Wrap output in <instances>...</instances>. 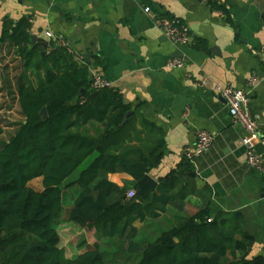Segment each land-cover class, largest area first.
I'll list each match as a JSON object with an SVG mask.
<instances>
[{"label": "trees", "instance_id": "16d2710c", "mask_svg": "<svg viewBox=\"0 0 264 264\" xmlns=\"http://www.w3.org/2000/svg\"><path fill=\"white\" fill-rule=\"evenodd\" d=\"M207 2L223 8L217 0ZM30 26L25 17L5 18L1 36L16 48L23 71L16 81L22 119L13 135L0 141V264H113L105 259L104 244L114 246L115 253L135 254L137 264H264V255L251 256L254 238L241 213L213 216L211 190L198 188L188 157L161 176L154 191L138 192V181L165 156L163 129L137 108L127 116L132 105L119 89H92L86 57L56 46L40 59L37 47L25 46ZM195 46L206 49L207 42L197 39ZM39 69L46 76L34 84L29 72ZM12 108L6 106V111ZM5 119L0 114V137L8 125ZM88 159L80 175L67 181ZM114 173L133 180L121 186L110 180ZM39 177L41 190L29 185ZM73 186L66 219L82 229L70 240L78 246L75 255L62 246L55 226L66 189ZM130 190H136L132 198ZM198 192L208 199L205 206L175 214L172 224L159 231L147 230L171 208L184 211ZM137 222L147 223V229L138 228Z\"/></svg>", "mask_w": 264, "mask_h": 264}, {"label": "crops", "instance_id": "0c3cea01", "mask_svg": "<svg viewBox=\"0 0 264 264\" xmlns=\"http://www.w3.org/2000/svg\"><path fill=\"white\" fill-rule=\"evenodd\" d=\"M217 1L222 9L212 8L207 0H0V114L19 107L16 81L23 71L16 48L1 41L3 22L25 17L31 25L25 46L37 47L40 59L39 39L47 41V53L61 40L77 56L90 54L91 68L121 91L132 110L137 108L163 129L168 153L149 173L154 179L188 157L187 149L194 151L198 188L211 190L213 216L220 211L241 213L245 230L254 238L251 256L264 255V175L248 164L241 141L245 130L234 123L217 89H247L253 77L259 78L250 107L259 116L256 149L264 158V0ZM147 6L152 12L144 10ZM157 14L185 22L193 42L173 43L155 24ZM197 39L206 41L207 48L196 47ZM174 57L183 58L185 66L168 67ZM45 76V69L29 72L34 84ZM6 106L13 108L6 111ZM201 129L213 134V142L207 151L197 152ZM109 178L121 186L133 180L125 173ZM207 200L201 196L199 207ZM136 225L141 229L147 223ZM69 227L63 224L65 234Z\"/></svg>", "mask_w": 264, "mask_h": 264}, {"label": "built area", "instance_id": "2783aa9c", "mask_svg": "<svg viewBox=\"0 0 264 264\" xmlns=\"http://www.w3.org/2000/svg\"><path fill=\"white\" fill-rule=\"evenodd\" d=\"M147 13L152 12V8L147 6L144 8ZM155 24L162 30V32L175 44L189 45L193 42V35L188 25L179 18L157 14L155 16ZM49 37H53L51 32H47ZM59 46H64L72 49L64 41H59ZM73 52V51H72ZM84 59V55L79 56ZM185 61L183 58L174 57L169 63L170 68H183ZM91 69V88L101 89L105 87H112V82L108 80L103 73L95 68ZM258 77H253L249 83L248 88H238L233 85H226L224 87L218 86L217 89L226 101V105L233 118L234 123L241 124L245 130V135L242 137V143L246 147V159L248 164L256 171L264 175V158L256 149V141L259 139V116L255 115L250 107V93L258 83ZM197 152L207 151L213 142V134L205 129H201L197 133ZM188 158L191 159L194 151L186 150ZM136 190L128 192L129 197H134Z\"/></svg>", "mask_w": 264, "mask_h": 264}, {"label": "rangeland", "instance_id": "374dc122", "mask_svg": "<svg viewBox=\"0 0 264 264\" xmlns=\"http://www.w3.org/2000/svg\"><path fill=\"white\" fill-rule=\"evenodd\" d=\"M5 116L6 119H5V125H7L5 127V133L3 134V136L0 137V141H6L8 140L16 131L17 127H18V123L21 121L22 117L20 115V112H19V109L18 108H13L9 113H5ZM91 159H88L85 163H83L79 169H77V171H75L73 173V175H71L67 181H70V180H74L76 179L81 171L89 164ZM29 185L37 190H41V188L43 187V184H42V178L39 177V178H35L33 179ZM76 187H70L69 189H66V192H67V196L66 194H64V204H63V210L61 212V214L58 216V219H57V222L55 223V226L57 227L58 231L61 233L62 235V238L65 240L62 241L63 245L64 246V243L65 245H69L68 247L73 251L74 255L78 253V246L75 244H69L68 243V240H70V238H67V237H74V238H78V235H79V231H82V229L67 221L66 219V216L68 215V212L71 208V205H69L72 201V198L70 199V196H72L76 191L75 190ZM201 196L200 195V192L192 195L185 207H184V211L180 212V211H175V210H171V212H169L166 216H163L162 218H160L159 220L157 221H154L156 223H154L152 225L153 229L156 231H159L160 228H164V227H167L168 225H171L172 222L174 221V216L175 214H189V213H192L194 212L201 204ZM70 202V203H69ZM172 215V216H171ZM68 224L70 227V233H66L68 235H66L64 232H63V224ZM158 223V224H157ZM146 227V226H145ZM147 229V228H145ZM144 227H143V231H145ZM87 234V233H86ZM86 234L84 236H86ZM89 234V233H88ZM67 238V239H66ZM104 247L102 248L104 250V256H105V259L107 262L109 263H113V264H137L138 263V260H139V257L136 256L135 254H129L128 252H124V251H118L117 253H115V250L116 248L110 244H107V245H103ZM68 248V249H69Z\"/></svg>", "mask_w": 264, "mask_h": 264}, {"label": "water", "instance_id": "95a60500", "mask_svg": "<svg viewBox=\"0 0 264 264\" xmlns=\"http://www.w3.org/2000/svg\"><path fill=\"white\" fill-rule=\"evenodd\" d=\"M36 38L34 37L33 40ZM39 45L41 46V56H44L47 54V49H48V43L45 40L39 39ZM2 43L0 42V49H1ZM214 50V48H213ZM90 54L86 55L87 61L90 62ZM133 110L129 111L127 116H129ZM43 116L47 117L48 112L47 109H43ZM168 153V150L165 151V154ZM158 186V180L154 179L149 173L146 174L141 180L138 181V192L140 194L148 193L151 191H154Z\"/></svg>", "mask_w": 264, "mask_h": 264}]
</instances>
